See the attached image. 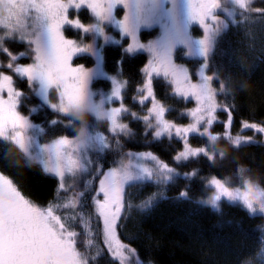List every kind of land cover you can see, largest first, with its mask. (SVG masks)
<instances>
[{
    "label": "trees",
    "instance_id": "trees-1",
    "mask_svg": "<svg viewBox=\"0 0 264 264\" xmlns=\"http://www.w3.org/2000/svg\"><path fill=\"white\" fill-rule=\"evenodd\" d=\"M188 5V0H181L179 7L185 10ZM250 9L247 13H237L234 21H228L222 30L212 33L206 55L194 53L198 48L191 44V40L195 36L194 39L203 37L201 33L204 35V32L200 25H195L189 29L190 35L186 15L176 14L170 18L161 12L151 18L150 25L143 24L138 29L141 43L170 55L196 83L206 82L200 80L201 74L213 78L207 81L213 97L210 103L233 108L230 129L233 135L230 138H226L222 123L208 128L207 121H204L203 137L195 133L190 137V143L203 149L204 155L210 159L202 154L177 162L173 157L181 150L179 139L153 135L154 129H149L141 120L148 114V103L152 102L141 105L135 100L143 94L137 88L144 82L142 69L152 59V53L147 48L129 52L130 39L121 34L118 26L99 21L86 7L79 9L78 13L70 9L69 16L78 14L86 25L101 26L103 33L82 34L70 25H65L63 32L81 47L92 45L91 52L75 55L72 63L74 66L83 65L89 71L98 66L97 71H91L95 75L90 78L98 109L85 119H79L75 112L62 114L45 104L26 78L10 73L16 89L22 93L18 97L17 111L42 130L40 141L75 137L80 135L81 129L94 133L91 141L94 146H89L86 151V168L76 177L77 184L92 168L97 169L94 176H98L101 170L117 166L130 152H151L176 171L168 180H134L124 187L128 207L119 223L118 234L122 241L136 249L143 261L153 264H264L263 212H250L242 204L228 202L225 198L220 199L217 206L199 200L210 195L212 188L208 181L213 177L229 180L230 186L252 181L264 188V136L251 129L241 131L242 122L264 126V0H253ZM117 10L116 18L122 17L123 7ZM4 44L13 53L25 51L27 57L32 54L31 44L19 38L5 39ZM8 59L0 49V61L5 63ZM0 67L5 68V65ZM113 79L126 81L122 95L129 112L124 114L121 122L128 123L129 131L114 140L110 136V146L106 148L95 137L109 135L106 114L112 105L118 103L112 97ZM153 83L156 104L169 109L166 119L190 128L195 122L191 113L197 104L191 98L186 100L175 94L169 80L162 75H154ZM50 95L55 101V91ZM217 115L221 121L227 119V113L222 110ZM149 123L156 127L154 120ZM236 134L242 139L250 137L253 142L237 148L234 143ZM213 136L216 138L212 139ZM87 137L86 134L84 138ZM35 162L12 141L0 137V174L11 179L21 194L38 206L67 202V197L58 189L57 178L44 173L43 166ZM193 170L196 176L185 175ZM92 180L89 188L95 186V177ZM182 191L187 195L182 197ZM75 212L77 218L69 223L80 233L77 247L86 256L94 257L90 264H118L102 243L100 224L88 197ZM58 214L65 215L63 211ZM89 240L92 241L90 245Z\"/></svg>",
    "mask_w": 264,
    "mask_h": 264
},
{
    "label": "snow or ice",
    "instance_id": "snow-or-ice-1",
    "mask_svg": "<svg viewBox=\"0 0 264 264\" xmlns=\"http://www.w3.org/2000/svg\"><path fill=\"white\" fill-rule=\"evenodd\" d=\"M189 15L193 21H197L203 29L204 35L199 40L202 54L206 55L210 46L212 33L221 21L220 17L214 15L220 7L221 0H188ZM235 3L243 13L251 11L252 0H235ZM123 7L124 15L116 18V9ZM86 7L102 22H112L121 31L130 37L127 50L129 52L137 49L147 48L152 53V59L142 69L144 82L138 86L137 91L143 93L135 100L143 105L148 103V114L142 121L147 123L149 129H154L156 138L175 136L181 143L174 160L177 162L204 155V150L190 143L193 133L203 137L205 128H211L217 123L223 124V132L226 138H230V129L233 123V108L231 106H217L212 102L213 97L209 91L207 81L213 78L201 74L200 80L205 83H196L183 67L177 66L170 55H166L152 45H145L138 39V28L141 22V8L137 0H0V49L9 57L10 62L6 68L15 75L25 77L31 84L33 80L39 79L48 88L58 85L62 95L69 103L78 102L82 99L87 88L90 71L83 65L73 66L75 55L92 51V45L81 47L76 40L67 38L63 29L70 25L80 30L82 34L98 32L104 29L96 24H85L79 15L69 16V10ZM256 11H260L257 9ZM38 29V31H35ZM18 37L32 45L33 62L20 65L15 62L26 53H13L5 46V39ZM162 75L171 83L174 93L181 95L186 100L191 98L197 108L191 113L195 120L188 126H179L174 121L166 119L163 105L156 104V92L153 76ZM126 81L113 79L112 97L118 103L111 106L106 114L109 122V135L98 134L95 139L110 146L109 137L116 139L121 134L127 135L128 123H123L122 117L129 112L123 102L122 90ZM5 94L7 99H5ZM22 93L14 86L13 75L6 74L0 70V137H7L9 132L13 133L12 139L23 146V130L29 127L28 121L17 111L18 97ZM53 108L56 105H52ZM101 107H104L101 102ZM210 107L211 110H208ZM67 108H61L66 112ZM227 113V119L221 121L218 111ZM133 117L135 114L131 113ZM155 121L156 127L149 121ZM203 125V127H201ZM251 129L254 132L264 133V126L256 123L242 122L241 131ZM216 137L213 136L212 139ZM92 138L84 143L64 137L48 146L43 161L44 173L51 174L58 180V189L67 197L63 204L50 203L46 207L38 206L31 200L25 198L7 176L0 174V264H90V258L77 247V237L80 235L72 225L77 216L75 210L80 207L85 197L91 202L96 220L100 224L102 243L108 254L118 264H124L125 252L135 253V249L121 241L118 234V226L128 207L125 198L124 185L130 178L128 171L129 161L123 162L119 167L109 170H101L98 176H94L97 169L92 168L81 178L79 184L76 177L86 168L87 156L86 146ZM252 138L242 139L239 134L235 135L234 143L239 148L243 143H252ZM145 159L155 160L161 171L171 172L174 169L166 162H160L151 152L141 154ZM206 156V155H204ZM208 159L210 157L206 156ZM151 169L144 168V172L151 175ZM186 176H196V171L186 173ZM92 177H95V186ZM218 193L216 199L225 198L226 201H241L250 212H254V203L258 199L254 190L249 188L247 192L240 193L228 190L222 181L213 177L208 181ZM208 191V189H206ZM182 197L186 192H181ZM72 212L69 213L68 210ZM264 211V204L260 205ZM63 211L64 216L58 214ZM91 240L88 241L90 245ZM135 259V258H134ZM135 264H141L135 260ZM151 264V262H149Z\"/></svg>",
    "mask_w": 264,
    "mask_h": 264
},
{
    "label": "rangeland",
    "instance_id": "rangeland-1",
    "mask_svg": "<svg viewBox=\"0 0 264 264\" xmlns=\"http://www.w3.org/2000/svg\"><path fill=\"white\" fill-rule=\"evenodd\" d=\"M180 1L181 0H137V2L140 5V8H141V22L139 24V28H142L143 24H146L144 26L150 25L149 21H152L151 18L153 16H155L156 14L162 12L164 16H167L170 18L172 17L171 15H176V14H181L183 16L186 15L187 20H188V22L186 23V28H187V32L189 33L190 32L189 29H191L192 26H195V25L199 26L200 24L197 21H193L191 18H189V16H190L189 15V5H188V8H186L185 10H182V8L179 7ZM252 2H253V0H252ZM169 6L172 8L169 9L168 8ZM119 7L120 6H118L117 9ZM117 9H116L115 15L118 14ZM241 11L242 10L235 3V0H221L220 7L215 10L214 15L218 16L222 19H221L220 23L218 24V26H216V31H214L213 33H217L218 31L222 30L225 26L228 25V21L229 22L234 21L236 14L241 12ZM122 13H124V11ZM166 14H168V15H166ZM146 16H147V19L144 18ZM149 16H150V18H149ZM109 23H112V22H109ZM154 23H156V22H154ZM35 31H38V29H35ZM188 33H186V35ZM201 34H202L201 36H203V33H201ZM0 35H4V33L0 32ZM124 35H125L124 37H127L128 39H130V37L127 34H124ZM137 35H138V33H137ZM190 35H191V32H190ZM13 38H18V37L14 36ZM194 38H196V36ZM194 38L191 40V44L194 43V47L198 48V49H194V53H201L202 54L201 45L199 44V40L202 37H199L197 39H194ZM196 43H198V44L196 45ZM22 52L26 53L25 51H19L17 54L22 53ZM28 55H31V56L30 57H27V56L22 57V60H20L21 59L20 58L19 60L12 62V63H14V65L15 64L26 65V64L32 63L33 62L32 54H28ZM9 62H10L9 59L5 63H2L0 61V65H2V64L5 65V68L0 67V70L4 71L6 74L10 75V73L12 71L7 70V68H6V64ZM85 68L87 69V67H85ZM97 69H98V66H93L91 68V71H94V70L97 71ZM91 71H90V73H91L90 78L95 75L94 72H91ZM21 78H25V77H21ZM90 78H89V82H88L87 88L85 90V93H84L82 99L78 102H73V103H69L67 101V99L62 95L61 88L58 85L54 84V85H51L48 88H46V86L39 79L33 80L31 82V85H32V88L34 89L35 93L37 94V96L45 104H47L49 107L61 112L62 114L63 113L64 114H71L75 111L80 110L81 108H83L85 106H91L93 108V111L95 109H98L97 108L98 107V100L96 99V96H95L96 92L91 87V83H90L91 79ZM53 91H55V93H56V100L55 101L50 99V96H51L50 94ZM5 99H7L6 94H5ZM52 105H56V107L53 108ZM62 107L67 108L68 110L66 112H62L61 111ZM25 119L28 121L29 127L23 130V146H21V144L17 143L14 139H12L13 133L11 131L9 132V135L7 137H4V138L12 141L26 155H28L29 158H31L35 161H38L43 166V161L45 160V157H46V152L43 150L46 149L48 146L54 144L57 140L64 138V137H67V136L59 137V138H56V139H54L52 141H48V142H42L39 139L40 131H42V130H39L37 127H35V125H33L32 121H31V119L26 118V117H25ZM86 134L88 135L87 138H84L85 135L84 136L78 135V136L69 137V138L76 140V141H79L81 143L87 142L91 138L93 140L94 133H92L91 131L86 129ZM262 134L264 136V133H262ZM89 146H94L93 142H90L86 146L85 153H86ZM141 154H143V153L142 152H137V153L130 152L121 159V161L119 162V164L117 166H112L110 168L105 169L104 171L109 170V169L114 168V167H119L123 162L127 163L129 161L130 163L128 165V171L130 173V178L125 182V185L130 181L141 180V179L168 180L176 174L175 170H173L171 172L161 171L159 165L157 164V162L155 160L145 159L144 156ZM160 162H162V161H160ZM145 167H148L152 170L151 175L144 172ZM221 181L230 191L245 193L248 191L249 188L253 189L255 196L258 197V199L254 203V208H255L254 212H263L264 213V211L260 210V205L264 204V188H262L259 184H257L256 182H252V181H244L239 185L230 186L231 184H230L229 180L225 179V180H221ZM125 185H124V187H125ZM211 188H212V190H211L210 195L200 197L199 200L205 201V202L211 204L212 206H217L220 199H216V196L218 193L216 192V190L212 186H211ZM235 202H238V203L242 204L243 206H245L239 200H237ZM122 242H124V241H122ZM124 243H126V242H124ZM126 244H128V243H126ZM128 245L130 248L135 249L130 244H128ZM135 260L140 261L141 264H149L148 261H143L139 257L136 249H135V253L125 252L124 264H135ZM151 264H153V263L151 262Z\"/></svg>",
    "mask_w": 264,
    "mask_h": 264
},
{
    "label": "clouds",
    "instance_id": "clouds-1",
    "mask_svg": "<svg viewBox=\"0 0 264 264\" xmlns=\"http://www.w3.org/2000/svg\"><path fill=\"white\" fill-rule=\"evenodd\" d=\"M93 111V108L91 106H85L83 108H81L78 111H75V115L79 118V119H85L86 116L88 114H90ZM80 135L84 136L86 135V129H81L80 130ZM35 163H38V161H36ZM214 203V202H213Z\"/></svg>",
    "mask_w": 264,
    "mask_h": 264
}]
</instances>
